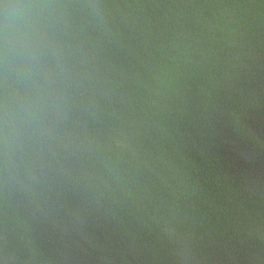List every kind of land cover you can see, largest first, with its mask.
<instances>
[{
    "label": "water",
    "instance_id": "95a60500",
    "mask_svg": "<svg viewBox=\"0 0 264 264\" xmlns=\"http://www.w3.org/2000/svg\"><path fill=\"white\" fill-rule=\"evenodd\" d=\"M0 264H264V0H0Z\"/></svg>",
    "mask_w": 264,
    "mask_h": 264
}]
</instances>
